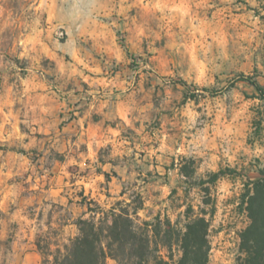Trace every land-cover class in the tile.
<instances>
[{
  "label": "rangeland",
  "instance_id": "1",
  "mask_svg": "<svg viewBox=\"0 0 264 264\" xmlns=\"http://www.w3.org/2000/svg\"><path fill=\"white\" fill-rule=\"evenodd\" d=\"M243 76L264 88V0H0V264H43L90 208L137 195L152 264L199 217L208 264H239L264 170Z\"/></svg>",
  "mask_w": 264,
  "mask_h": 264
},
{
  "label": "trees",
  "instance_id": "2",
  "mask_svg": "<svg viewBox=\"0 0 264 264\" xmlns=\"http://www.w3.org/2000/svg\"><path fill=\"white\" fill-rule=\"evenodd\" d=\"M248 81L261 93V87L252 77H241ZM221 173L213 175L216 180ZM122 192L121 196H124ZM135 203V206H134ZM245 210L250 220L249 225L241 233L239 264H264V170L261 177L246 184L244 194ZM143 208V201L137 195L131 203L119 201L110 210L95 205L90 208V218H79L77 221L78 235L69 240L64 250L57 249L56 253L45 254L43 264H107L109 258L118 264H152L159 257L153 249L154 236L151 235L152 223L141 221L138 216ZM100 217L97 219V216ZM157 234L160 235L162 226H166L164 235L170 237L171 224L169 221L157 219ZM209 222L204 217L195 218L188 223L186 230L180 235L178 242L181 255L170 261L161 259V264H208L209 258ZM169 240L165 246L170 250ZM53 259H50V257Z\"/></svg>",
  "mask_w": 264,
  "mask_h": 264
},
{
  "label": "crops",
  "instance_id": "3",
  "mask_svg": "<svg viewBox=\"0 0 264 264\" xmlns=\"http://www.w3.org/2000/svg\"><path fill=\"white\" fill-rule=\"evenodd\" d=\"M97 111H99V108H97ZM104 117H105V119L106 118H109V119L112 118V112L111 111H108V112L105 111L104 112Z\"/></svg>",
  "mask_w": 264,
  "mask_h": 264
}]
</instances>
